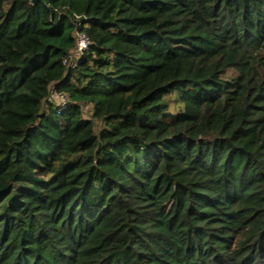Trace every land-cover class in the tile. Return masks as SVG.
Here are the masks:
<instances>
[{"label":"trees","instance_id":"trees-1","mask_svg":"<svg viewBox=\"0 0 264 264\" xmlns=\"http://www.w3.org/2000/svg\"><path fill=\"white\" fill-rule=\"evenodd\" d=\"M31 1L0 0V264H264V0Z\"/></svg>","mask_w":264,"mask_h":264},{"label":"built area","instance_id":"built-area-1","mask_svg":"<svg viewBox=\"0 0 264 264\" xmlns=\"http://www.w3.org/2000/svg\"><path fill=\"white\" fill-rule=\"evenodd\" d=\"M75 39H76V46L75 49L70 53V55L64 59L63 63L66 64L67 62L71 63V66H75V60H77L82 52L87 48L89 41L86 38V36L82 33H76L75 34ZM53 94L60 96L61 98V102H59L58 104H56L59 108V110H66L68 108V100L66 99L65 96L56 93L55 91H53ZM51 93L50 97H52L53 95Z\"/></svg>","mask_w":264,"mask_h":264},{"label":"rangeland","instance_id":"rangeland-1","mask_svg":"<svg viewBox=\"0 0 264 264\" xmlns=\"http://www.w3.org/2000/svg\"><path fill=\"white\" fill-rule=\"evenodd\" d=\"M53 94V91L51 92ZM51 101H53L55 104H58L59 102H61V98L60 96H57L55 94L52 95V97H50ZM84 109V115L86 117H89L90 115V109L89 108H83Z\"/></svg>","mask_w":264,"mask_h":264},{"label":"water","instance_id":"water-1","mask_svg":"<svg viewBox=\"0 0 264 264\" xmlns=\"http://www.w3.org/2000/svg\"><path fill=\"white\" fill-rule=\"evenodd\" d=\"M38 2V0H32L31 3L35 5Z\"/></svg>","mask_w":264,"mask_h":264}]
</instances>
